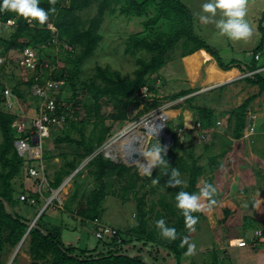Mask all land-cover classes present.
<instances>
[{
    "label": "trees",
    "instance_id": "trees-1",
    "mask_svg": "<svg viewBox=\"0 0 264 264\" xmlns=\"http://www.w3.org/2000/svg\"><path fill=\"white\" fill-rule=\"evenodd\" d=\"M92 5H96V13L86 26L78 13ZM40 6L47 10L49 8L48 0H40ZM55 7L57 9L56 13L50 14L48 21L43 26L34 21L32 27H30L27 22L28 19L11 12H0V23L3 25H6L8 21H13L14 23V27H8L10 29L8 36L0 38V44L3 47L0 57L6 56L11 51H18V53H22L25 49L34 51L38 60L36 73L54 81H64V86L60 88L58 102L64 105L71 103L73 109L79 107V103H82L81 106L84 109L85 117L83 120L80 122L69 121L67 124L57 127L62 129L63 133L60 136H56L54 142L58 146L63 143L75 145L78 151L74 153L73 160H67L66 153L58 155L64 159V165L53 173L52 180L47 179L48 187L46 189L49 191L50 189H57L65 177L70 176L78 169L82 160L93 155L96 149L101 147L112 136L111 129L104 125L99 115V101L101 98L108 99L114 105L116 112L111 113L109 117L118 123L127 120L126 112L129 107L133 109L139 107L138 100L142 96L140 92L142 88H146L147 92L154 95L151 106L149 105L148 107L159 105V99L157 98L159 90L153 88L152 83L155 77H158L159 71L166 65L165 56L167 52L173 50L180 41H182L180 45L182 57L204 50L214 59L222 71L237 68L240 72L251 73L264 68V63L261 64V57L264 54V11L261 12L260 17L257 19L258 42L253 48L252 59L248 66L242 68V65L235 64L234 61L227 65L220 62V58L210 51L204 40L195 34L193 17L186 5L180 0H57ZM117 7L120 8V14L125 17H143L149 8L155 10V14L144 22V32L129 36L125 43V53H132L138 50L150 54V57L147 60L143 58L137 59V68L133 71L132 77H124L118 71L97 67L94 77L89 82H81L79 80L80 71L78 67L97 48L101 38L97 31L104 20L106 12L111 8L115 9ZM49 24L52 25L54 30L48 28ZM56 46L62 49L64 61L66 65L72 66L71 68H67L66 65L61 69L54 67L57 65L58 55L56 52L49 53L46 49L54 51ZM64 46L67 49L63 48ZM256 56H259L257 60L255 59ZM40 64H48L53 67V70L49 71L48 68H43ZM22 74L19 83L25 86L28 91H26L27 95L34 83V74H27L26 72ZM3 75H5L4 69L0 67V264H6L2 259L5 250L7 248L16 249L28 230L27 223L31 222L30 219L20 215L14 209L18 203L29 205L25 201L21 202L19 196L26 194L28 197L34 198L36 200L34 205H39L42 202L40 195L33 189L25 188L23 185L19 186V190L14 187V180L22 176L24 172L29 179L32 178L28 173V169L34 161L23 160L18 156L13 146L15 139L18 138L13 125L15 116L1 110V95L4 89V83H2ZM244 79L246 84L258 87V95L264 93V71L254 73ZM16 85L13 86L12 92L18 98H22ZM223 89L224 86H221L218 91ZM65 92L69 93L68 97H62ZM192 92H194L192 89H184L166 96L165 99L173 101L183 98ZM78 95H86L87 98L84 102H79L77 100ZM256 97V95L251 96L244 100L241 105L227 112L220 113L224 119L225 129L231 133V139L227 138L225 140V138L219 137L216 142L211 144L212 148L218 146L221 149L218 154H211L210 148L205 150L209 156L208 167L214 172L220 165L218 158L228 153L226 149L228 145L234 140L246 139L247 123L250 120L247 117V109ZM195 101L196 98L194 96L185 100L193 112L194 124L198 125L194 130L183 132L188 146L185 148L176 139V132L182 130V115L179 111V106L173 108L176 111V117L179 122L175 126L173 133H167L171 135L173 143L166 153V159L170 167L186 171L188 179L186 188H168L165 184L168 177L162 176L160 178V183L170 193L172 201H174L175 193L180 190L190 193L198 192V178L207 171L205 165H198V160L201 159V156H195L193 146L197 136L200 137V134L202 137L204 136L205 133L202 129L211 131L216 127L217 116H214V109L209 106L194 105ZM143 112L144 110L139 112L138 115ZM74 114L78 116V110ZM93 116L96 118L100 129L97 131L93 130L92 135L87 139L83 133V127ZM186 124V126L191 127L192 122L191 124L186 122ZM72 130L79 132L80 140H75L70 136ZM20 137H24V135L21 134ZM188 137H190L189 142ZM176 146L181 154L175 152ZM54 157L57 156H47L45 154L42 156V160L47 159L49 162ZM87 167L92 168L90 173L94 179L93 189L80 197L77 212L74 215L80 219L82 225L92 224L94 231H96L98 226L94 224V221L97 220V223L103 226L101 223L104 212L103 203L114 179L113 177L119 179L128 177L127 185L121 189L123 201L127 200V191L133 192L134 195L137 194L135 192V182L136 180L141 181V177L137 174L134 167H127L122 163H114L101 154H96L90 159L87 162ZM79 174L80 170L75 173L72 180ZM154 177L155 172L152 173L151 178ZM149 179L147 176L144 177L145 181H149ZM207 182L209 183V180ZM76 197L77 189L75 187L70 201L66 203L64 201L62 208L58 209L64 213H70V202L75 200ZM162 198L159 204L168 210L169 216L175 217L174 222L171 224L166 223L168 226L174 227L179 237L182 238L185 229L184 218L181 212L173 206L172 202H166L164 195ZM136 200V224L127 228L125 232L117 230L116 234L110 238L98 239V245L94 249L65 246L61 240V227L54 225L46 214L49 209L48 206L38 217L34 226L30 228L22 243V245L27 243L31 264H182V257L187 247H179L180 238L171 242L157 238L158 232L149 228V218L147 217L153 212L154 204L146 210L144 196L137 197ZM225 214L224 223L231 216L229 210H226ZM193 215L200 217L201 212L193 213ZM231 219L238 220L239 218L235 214ZM249 220L248 217L243 218L244 231L246 222ZM260 230L264 235V226ZM239 234L235 233L233 239L240 240ZM243 240L246 241V239ZM99 247H101L100 251H98ZM116 254L122 255L115 256ZM212 264H218L217 260L215 259Z\"/></svg>",
    "mask_w": 264,
    "mask_h": 264
},
{
    "label": "rangeland",
    "instance_id": "rangeland-1",
    "mask_svg": "<svg viewBox=\"0 0 264 264\" xmlns=\"http://www.w3.org/2000/svg\"><path fill=\"white\" fill-rule=\"evenodd\" d=\"M180 1L188 6V10H190V14L193 17L192 21L195 34L204 40L210 51L220 58V62L222 64L227 65L234 61L235 64L242 65L244 68L249 65L253 56V48L258 42V32H254L252 38L248 42H232L226 37H220L214 25H204L198 21L196 14L200 13L201 5L206 2V0ZM262 10L264 11V0H249L247 14L252 13V15H247L246 18L248 19V17H250V20L248 19L250 22L253 19L255 21V12L257 11V14H260ZM95 13L96 5H92L79 12L78 15L87 26L88 21L95 15ZM154 14L155 10L153 8H149L143 17H125L120 14L119 7L115 9L111 8L108 12H106L104 20L97 31L101 36L97 48L93 54L88 59L83 61V63L78 67L80 71L79 80L81 82H89V80L94 77L97 67L108 68L111 71H118L121 76L124 77H132L133 71L137 68V59L143 58L147 60L149 59L150 54L138 50H135L132 53H125V43L129 36L144 32V22L151 18ZM217 18H219V13ZM27 22L30 27H32L34 21L28 19ZM251 24L253 23L251 22ZM6 25L9 28L14 27L13 21L11 25H8V23H6ZM0 26L4 25L0 23ZM48 28L54 30L51 24H49ZM9 30L10 29L5 31L4 27H0V38L7 37ZM181 43L182 41L177 43L173 50H169L167 52L165 56L166 65L159 71L158 77H155V80L152 83L153 88L159 90L157 95V98L159 99L158 106L148 107L149 105L151 106L154 95L150 92H146V96L142 95L138 100L139 107L137 109L129 107L126 112L127 120L122 123H118L109 117L111 113L116 112L114 105L109 102L108 99L101 98L99 101V115L101 116L104 125L111 129L110 132L112 133V136L106 140L101 147L96 149L93 155L82 160V163L78 167L80 174L73 180L71 178L60 193V200L62 202L65 201V203L69 202L71 194L76 187L77 197L75 200L70 202V213H64L58 209L55 206L56 203L53 199L54 201H52V206H49L46 214L49 216V220L54 225L61 227V240L65 246H72L74 248L88 247L89 249H94L95 246L98 245V239L95 237V231L92 224L82 225L80 219L74 215L75 212H77L80 197L93 189L94 179L90 173L92 168L87 167V162H89V160L96 154H101L107 158L106 156L108 155L106 153V149L107 147H111V154L116 156L113 160L118 161L117 163L124 164L123 161L127 162L128 159H124L121 146L125 144L130 145L131 140L134 138L133 134L136 132L140 136V138L137 139V143L142 146H139L138 148L150 146L158 141L163 145V138L156 136L149 137V135H147L146 141L143 142L141 137L143 134L146 135V132L141 130L142 124L146 120L151 119L155 113L163 110V112L169 114L166 122L164 123V132L165 134L173 133V131H175V126H177L179 122L176 117V111L173 109L175 106H179L180 108L179 111L182 115L181 122L183 121L184 127L187 125L186 122L191 124V114H193V112L185 100L194 96L196 98V101L193 103L194 105L209 106L215 110L214 116H217L216 127L211 131H205L202 129L205 133L204 136L202 137L201 134L200 137L197 136V140L193 146L195 156H201V159L198 160V165H205L207 169L206 173L198 178L197 185L200 188L202 181L209 180V183L213 184L217 188V195L215 197V205L211 208L206 207L204 210L200 211L201 216L195 226V232H189L186 228L184 229L182 237L188 236L190 242H194L196 244V253L192 256L184 255L182 257V264H212L215 259L218 264H243V262L251 264L248 261L249 258H251L248 256V252H251V255H253L252 250L254 249L256 250L254 252H257L258 254L257 258L260 260V264H264V243H259L257 238L254 237V232L261 231L258 229H261L264 226V94L260 96V99L256 103H253L254 112L256 113L253 123L255 122L257 125L256 130L252 133L248 132V135L245 134V140L232 141L228 145V148H226L228 153L225 156L218 158L220 165L214 172L208 167L209 156L205 150L210 148L211 154H218L221 149H219L218 146L212 148L211 144L216 142L219 137L225 138V140H227V138L229 140L231 139V133L225 129L223 123L224 119L220 113L227 112L232 108L241 105L248 96H251L254 92H256V89L251 91L252 88L246 84L239 87L237 85H233L234 82H228L230 85L227 82L223 83L224 79L226 77L229 78L231 74H224L220 72L214 64L208 65L205 80L203 72L210 60H208L206 64V61L203 62L200 60L202 58L200 55H195L192 58H186V56L182 57V48L180 47ZM2 48L3 47L0 44V52L2 51ZM46 50L49 53L56 52L58 55L57 65L54 67L61 69L66 65L62 49L56 46L54 51L51 49ZM202 54V56L205 57V54ZM262 57V59H264V54ZM0 58L2 59L0 67L3 68L5 72V75H3L2 78L4 89H8L12 92L13 86L17 84V89L22 96V98L17 97L20 104L19 109L21 110V113L25 112L28 114L27 104L30 103L33 105L32 103L34 98H32L31 95L29 96L30 92L26 95L27 89L19 83L23 72L30 74L29 71L23 68L20 63L22 55L18 53V51H11L7 53L6 56L4 55ZM205 58L207 59L208 57L206 56ZM263 63L264 61H261V64ZM66 67L71 68L72 66L66 65ZM52 70L53 67L49 65V71ZM50 74L52 73L50 72ZM245 75L247 74H240L239 79H244ZM221 84H224L227 87L225 86V89L218 91ZM184 89H192L194 92L173 101L165 99L166 96ZM59 94L60 91L58 92V95ZM64 96L68 97L69 93L65 92V95H62V97ZM86 98V95H78L77 100L79 102H84ZM35 101L37 103V100ZM81 104L82 103H79L80 106ZM80 106L77 107L78 116L76 118V122H80L85 117L84 109ZM146 107L147 109H145ZM1 110L6 112L3 104H1ZM143 110L144 112L141 115H138V113ZM185 113L187 114L185 115ZM95 124L97 125L95 126ZM183 125V129L176 132V139L179 141V144H182L186 148L188 143L187 140H185L186 137L183 132L192 130L193 124H191V127H187V129H185ZM78 127H80V125H78ZM99 129L100 126L97 123L96 118L93 116L83 127V133L88 139L92 135L93 130L97 131ZM129 130L131 133L127 134L126 132ZM257 132L261 133L259 134ZM61 133H63L62 129L55 127L49 139L43 140V155L57 156L52 158L49 162L47 159L42 160V164L46 170L47 179L49 180H52L53 173L64 165V159L58 155L60 153H66V159L73 160L74 153L78 151V148L75 145L63 143L58 146L54 142L55 137L60 136ZM122 134H127L130 138L122 141ZM70 136L75 140H80V134L75 130L70 132ZM187 139L189 142L190 137ZM175 152L181 154L177 146L175 148ZM108 157L109 158L107 159L111 160V157ZM141 159L142 158L140 157V160ZM38 162L39 161H34L31 167L37 168ZM129 167H134L137 174L141 177V181L136 180L135 182V192L137 194L134 195L133 192L127 191V200L123 201L121 197V189L127 185L126 181L128 177L124 179L113 177L114 179L111 182L107 197L103 203L104 212L101 223L107 227L115 229L116 231L125 232L127 228L136 224V198L143 195L146 210L154 204L153 212L147 216L149 218V228L158 232L155 228V222L158 219L164 218L169 224L175 221V217L172 215L169 216L168 210L160 205L159 201L163 199L162 196L164 195V200L166 202H172L173 206H175V202L171 200L170 193L163 188L161 183L153 186L151 182L153 178L149 177V181H145V176L140 175L137 165H131ZM162 171L163 169L161 168L153 169V172H155L154 178H161ZM74 172L72 174H74ZM180 173L182 179L188 180L186 171L181 170ZM68 177L69 176L65 177L62 183L68 180ZM34 184L35 179H29L25 172L22 176L14 180V187L16 190H19L20 185H23L28 189H33ZM42 192L46 198H50L52 196V193L48 189H43ZM43 205V200L41 204L34 206L18 203L14 209L20 215L33 221L37 217ZM226 210H229V214L231 216L224 223ZM235 214H237L239 218L238 220L231 219V217ZM244 217H248L250 219L246 222L245 231L242 223ZM234 229L238 233L241 232V234H243V237L246 239L248 244L246 248H250L251 250H247L248 252L246 251V253H240L237 251H228L225 247H223L224 245H227L228 247L234 246L233 243L238 241V239L231 240V235L235 234L233 231ZM157 238H161L159 234H157ZM225 240L226 242L223 243ZM221 242L223 244H221ZM100 250L101 247H99L98 251ZM14 251L15 249L13 248H7V250H5L2 259L6 262V264H8L11 260ZM261 255H263V258ZM31 262L32 261L27 250V243H24L16 251L10 264H31Z\"/></svg>",
    "mask_w": 264,
    "mask_h": 264
},
{
    "label": "clouds",
    "instance_id": "clouds-1",
    "mask_svg": "<svg viewBox=\"0 0 264 264\" xmlns=\"http://www.w3.org/2000/svg\"><path fill=\"white\" fill-rule=\"evenodd\" d=\"M48 3L49 8L45 10L40 6V0H0V12H11L25 19L36 21L39 25L43 26L48 21L49 15L55 14L57 11L55 7L57 0H48ZM248 3L249 0H206L201 5L200 13L196 14V16L201 24L214 25L220 37H226L232 42H248L255 31L254 26L246 18ZM218 13L219 18H217ZM11 23L12 21H8V25H11ZM0 27H4L5 31L8 30L7 25ZM152 134L155 136L156 130ZM166 153L167 147L159 141L141 148L138 154L142 159L136 160L140 175L151 178L153 169L161 168L163 169L161 175L168 177L165 181L168 188H186L188 184L187 180L181 178L178 168L170 167L166 159ZM151 182L153 186L158 185L160 177L153 178ZM216 195L217 188L207 181L201 182L198 192L190 193L180 190L175 193V207L181 212L185 228L189 232H195V226L199 221V217L194 216L193 213L215 205ZM155 228L158 230L160 237L169 242L180 238L179 247H187V250L184 252L185 256L195 255L196 244L190 242L188 236L179 237L177 230L174 227L168 226L164 218L158 219L155 222Z\"/></svg>",
    "mask_w": 264,
    "mask_h": 264
},
{
    "label": "built area",
    "instance_id": "built-area-1",
    "mask_svg": "<svg viewBox=\"0 0 264 264\" xmlns=\"http://www.w3.org/2000/svg\"><path fill=\"white\" fill-rule=\"evenodd\" d=\"M67 49L66 46H64ZM21 65L30 74H34L33 85L30 89V95L32 98L37 100V103L33 104L31 108V113L28 114L21 113L19 109V100L16 95H14L8 89H3L1 99L2 104L5 108L6 113L14 115L15 119L13 125L18 134V138L15 139L13 146L16 150V153L25 161H39L38 167H30L28 169L29 175L35 179V184L33 190L40 195V198L48 206H52V201L56 203L57 208H62L63 202L60 200V193L70 181V178L64 181L57 189L51 190L52 196L50 198L44 197L42 192L43 189L46 190L48 187L47 177L45 167L42 164V155H43V140L49 139L51 131L55 127H60L67 124L69 121H77V116L75 112L77 108L73 109L71 103L64 105L61 102H58V92L60 88L64 86V81H54L50 78H44L39 73H36V68L38 66L37 54L30 50L25 49L22 53ZM259 56H256L257 60ZM2 59L0 58V63ZM43 68H48V64H40ZM264 71V68L257 70L255 72L247 73L246 76H251L254 73ZM36 73V74H35ZM141 94L146 96V89L141 90ZM36 102V101H35ZM163 110L157 112L161 113ZM156 114V113H155ZM161 117L163 114H160ZM152 119V118H151ZM151 119L146 120L147 122ZM166 118H162V122L165 123ZM196 125L195 127H197ZM254 131L253 126H248V132L252 133ZM24 135V137H20ZM36 139V142H35ZM54 199V200H53ZM21 202H27L29 205H34L36 200L32 197H28L26 194H21L19 196ZM94 224L98 226V229L95 231V237L97 239L110 238L116 234V230L107 226H102L97 223V220L94 221ZM254 237L257 238L259 243H264V235L261 231H255ZM247 242L245 240H239L234 243L235 247L244 248L247 247Z\"/></svg>",
    "mask_w": 264,
    "mask_h": 264
},
{
    "label": "crops",
    "instance_id": "crops-1",
    "mask_svg": "<svg viewBox=\"0 0 264 264\" xmlns=\"http://www.w3.org/2000/svg\"><path fill=\"white\" fill-rule=\"evenodd\" d=\"M186 7H188V6H186ZM190 11V10H189ZM263 11V10H262ZM260 12V11H259ZM258 12L256 11L255 12V15H254V17H256L255 18V21H254V19L251 21L253 24V26H254V28H255V33H257V27H256V24H257V19H258V17H260V14H257ZM247 15H252V13H248ZM259 15V16H258ZM258 16V17H257ZM248 19L250 20V17H248ZM202 53H204L205 54V57L207 56L208 58L206 59L204 56H202L203 54ZM208 53H206L204 50H199V51H197V52H195V53H193L192 55H190V56H186V58H188V57H193V56H195V55H200L202 58L200 59V60H202L203 62L204 61H206V64H207V61L208 60H210L209 62H208V64L206 65V67H205V71L203 72V74L205 75V79H206V76H207V74H206V71H207V67H208V65H210V64H214L215 65V67L220 71V72H222V73H224V74H231V76L228 78V77H226L225 79H224V81H223V83H225V82H229V83H231V82H234L233 83V85H237V86H239V87H242L241 85H244V84H246L245 83V79H239V75L240 74H244L243 72H240L239 71V69H237V68H233V69H231V70H229V71H222L219 67H218V65L216 64V62L214 61V59L213 58H211V56H209V54L207 55ZM261 58H263V57H261ZM260 58V59H261ZM262 61H264V59H261ZM201 61V62H202ZM201 66H202V64H201ZM242 68H243V66H242ZM247 74V73H246ZM245 78V77H244ZM238 82V83H237ZM206 83V82H205ZM228 83V84H229ZM224 84H221V86H223ZM230 85V84H229ZM246 85H248V84H246ZM225 86L226 85H224V89H225ZM248 86H250V85H248ZM227 87V86H226ZM251 88H252V90L251 91H254V89H256V92H254L251 96H254V95H256L257 97L250 103V105H249V107H248V109H247V117H249L250 118V120L248 121V123H247V128H248V126H251V124H252V126L254 127V130H256V127H257V125H256V123L254 122L253 123V119H254V116H255V112H254V108H253V103L255 102H257L259 99H260V96L262 95V94H264V93H262V94H260V95H258V93H259V89H258V87L257 86H250ZM251 96H248L247 98H249V97H251ZM246 98V99H247ZM245 99V100H246ZM35 102V99H34V101H33V103L32 104H35L34 103ZM32 106L33 105H31L30 103H28L27 104V112L29 113H31V108H32ZM233 109V108H232ZM191 118H192V129H195V124H194V121H195V118H194V115L193 114H191ZM182 125H183V121H182ZM183 127H184V125H183ZM185 128V127H184ZM183 129V128H182ZM185 129H187V128H185ZM189 129H191V128H189ZM186 132V131H185ZM257 133H261V132H257ZM247 134V133H246ZM248 135V134H247ZM261 135H263V134H261ZM140 138V136H138V138L137 139H139ZM142 138V137H141ZM144 142V141H143ZM142 144V143H141ZM139 146H141V145H139ZM142 147V146H141ZM256 222H257V220H256ZM257 230V229H256ZM258 230H260V229H258ZM255 231V230H254ZM234 233H238L236 230L234 231ZM240 234H241V232H240ZM238 235L239 236V238H240V240H243L244 239V237H243V235ZM235 235V234H234ZM234 235H231V240L233 239V236ZM241 236V237H240ZM239 241V240H238ZM226 242V240L223 242V243H225ZM233 242V241H232ZM222 242H221V244H223ZM230 243V242H229ZM235 243V242H234ZM233 243V244H234ZM223 247H225V249L226 250H228V251H237V252H240V253H246V251L247 250H251L250 248H246V247H244V248H239V247H235V246H230V247H228L227 245L225 246H223ZM253 248H255V247H253ZM239 250H242V251H239ZM253 251V255H251V252H248V256L249 257H251V258H249V262L252 264H260V260L257 258L258 257V254H257V252H254V251H256L255 249L254 250H252ZM256 257V258H255ZM261 257L263 258V255H261ZM254 259V260H253ZM253 260V261H252ZM247 261V262H248ZM241 264V263H240ZM243 264H246V262H243Z\"/></svg>",
    "mask_w": 264,
    "mask_h": 264
},
{
    "label": "bare ground",
    "instance_id": "bare-ground-1",
    "mask_svg": "<svg viewBox=\"0 0 264 264\" xmlns=\"http://www.w3.org/2000/svg\"><path fill=\"white\" fill-rule=\"evenodd\" d=\"M160 114H164V112L162 111L161 113H156V114H154L153 115V117H152V119L151 120H149L148 122L147 121H145L143 124H142V126H141V130H143L144 132H146V135H142V140L143 141H146V139H147V135H149V137H153L154 135L152 134L155 130H156V134H155V136L156 137H161L162 135H164V131L162 132V117H161V115ZM164 115H166V117H168L169 116V114H164ZM188 126H186L185 125V128H187ZM130 131V130H129ZM126 132L127 134H129V133H131V131H132V129H131V131L130 132ZM137 133V132H136ZM136 133H134L133 134V139L131 140V142H134V141H136V147H135V149H136V152H139V150L141 149V148H138L139 147V145H138V143H137V138H138V133L136 134ZM127 134H122L123 136H121L122 138H121V140L123 141H125V140H127V139H129L130 137H129V135H127ZM127 135V136H126ZM154 136V137H155ZM136 137V138H135ZM130 142V143H131ZM126 145V144H125ZM123 145V146H121V148H122V152H123V157H124V159H128V161L127 162H131L132 164H134V165H137L136 164V160H140V158L139 159H134L133 158V154H132V152H133V150L131 149H129V145ZM110 150H111V147H107V149H106V153H107V155L108 156H110V157H112L113 159L116 157L114 154H111V152H110ZM132 161H131V160Z\"/></svg>",
    "mask_w": 264,
    "mask_h": 264
},
{
    "label": "water",
    "instance_id": "water-1",
    "mask_svg": "<svg viewBox=\"0 0 264 264\" xmlns=\"http://www.w3.org/2000/svg\"><path fill=\"white\" fill-rule=\"evenodd\" d=\"M220 86H221V85H220ZM165 114H166V113H165ZM162 116H163V117H162L163 119L166 118V115L163 114ZM164 128H165V126H164V124H163V122H162V132L164 131ZM161 137L163 138V145L167 147V152H168L169 147H170V144L173 143V140L171 139V135H170V134H164V135H162ZM35 142H36V139H35ZM129 146H130L129 149H130V150H131V149L133 150V152H132V154H133V158H134V159H139V158H140V155L138 154V152H136V149H135V147H136V141L131 142V144H130ZM106 157L109 158L108 156H106ZM110 159L113 160L112 157H111ZM130 160H131V159H130ZM132 160H133V159H132ZM132 160H131V161H132ZM113 162L117 163L118 161L113 160ZM123 163H124L127 167H129V166H131V165H132V166L134 165V164H132L130 161H129V162H124V161H123ZM77 171H78V169L74 172V174H75ZM74 174H71L68 178L71 179L72 176H73ZM45 208H46V204L43 205V207H42L41 210L39 211L37 217H36L33 221H31L30 223H27V224H28V230H27L26 234L24 235V237L22 238V240L19 242L18 246L16 247V249H15V251H14V253H13V256L15 255L16 251L21 247V245H22L24 239L26 238V236H27V234H28V231L30 230V228H32V227L34 226L36 220H37L38 217L42 214V212L45 210ZM119 255H122V254H116L115 256H119ZM13 256H12L11 260L13 259ZM11 260L9 261L8 264L11 263Z\"/></svg>",
    "mask_w": 264,
    "mask_h": 264
}]
</instances>
